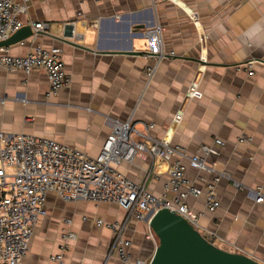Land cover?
Wrapping results in <instances>:
<instances>
[{"label": "crops", "instance_id": "0c3cea01", "mask_svg": "<svg viewBox=\"0 0 264 264\" xmlns=\"http://www.w3.org/2000/svg\"><path fill=\"white\" fill-rule=\"evenodd\" d=\"M21 18L26 25L48 22L50 28L9 46V53L60 47L72 82L48 95L44 69L0 68V130L52 138L96 157L113 120L132 118L140 131L155 124L154 138L185 148L186 178L202 189L201 196L186 199L203 213L199 230L218 247L264 263V202L256 201L264 198V0H31ZM72 22L76 38L68 37ZM157 23L164 28L165 50L175 52L159 64L146 50V33ZM156 65L150 78L147 70ZM193 82L201 98L187 96ZM204 144L213 148L206 157L210 170L190 163L191 156L203 155ZM179 158L139 153L115 167L171 201L175 193L166 186ZM219 176L220 206L211 211L208 185ZM46 207L20 264H58L52 261L57 254L62 264H124L110 255L114 232L97 219L125 225L134 260L149 261L155 253L158 239L149 221L129 217L119 204L68 202L49 192ZM64 228L75 234L66 243Z\"/></svg>", "mask_w": 264, "mask_h": 264}, {"label": "built area", "instance_id": "2783aa9c", "mask_svg": "<svg viewBox=\"0 0 264 264\" xmlns=\"http://www.w3.org/2000/svg\"><path fill=\"white\" fill-rule=\"evenodd\" d=\"M31 0H0V41L9 39L26 25L21 16L26 15ZM198 18V14H194ZM34 30L33 36L48 32V22H29ZM69 38L79 34L75 22H72ZM163 26L157 23L150 28L147 35V53L156 58L157 64L174 51L164 48ZM206 35L200 40L205 42ZM60 47L37 46L24 56L11 55L8 47L0 48V68L7 71L44 69L49 77L50 91L48 95H56L69 86L71 76L65 69ZM252 68V64H249ZM157 70L148 68V75L153 77ZM254 72L251 71L250 74ZM189 98H201L203 92L197 82H193L187 91ZM182 112L176 115L182 118ZM155 124H145L144 130L136 128L131 119L127 121L113 120L111 133L104 142L96 157L89 156L82 150L60 143L48 137H38L27 133H11L0 130V264H20L28 253L29 243L34 234L35 226L41 217L47 215V196L56 193L64 201L72 202L88 200L92 202H109L121 205L129 217L148 220L150 214L160 208L167 207L186 218L199 230V221L203 213L195 212L186 202L188 196L199 197L202 189L187 180L185 165L181 158L187 157L185 148L173 145L167 138H154L150 131ZM247 138H241L244 142ZM219 145L224 141L216 139ZM203 155H193L190 163L200 170H210L206 157L213 152L210 145L201 148ZM162 157L166 160L175 159L170 170L167 189L175 193L173 200L158 197L150 192L144 184H140L120 173L116 165L122 162H133L136 156ZM208 185L207 206L211 211L220 206L217 199L215 182ZM257 202H264L258 197ZM88 220V217H84ZM70 220H66L69 225ZM98 225L110 228L115 238L110 248V255H117L124 264H149V261L134 260L130 251L131 240L123 232L125 225L120 222H105L97 219ZM203 234V233H202ZM206 236V235H205ZM211 240V236H206ZM62 238H75V234L63 229ZM52 261L62 264L63 255L52 256Z\"/></svg>", "mask_w": 264, "mask_h": 264}, {"label": "water", "instance_id": "95a60500", "mask_svg": "<svg viewBox=\"0 0 264 264\" xmlns=\"http://www.w3.org/2000/svg\"><path fill=\"white\" fill-rule=\"evenodd\" d=\"M33 35L32 26L24 25L9 39L0 41V48L23 42ZM63 40L69 42L65 38ZM148 221L158 239L149 264H264L246 254L218 247L186 218L170 208L153 211Z\"/></svg>", "mask_w": 264, "mask_h": 264}]
</instances>
